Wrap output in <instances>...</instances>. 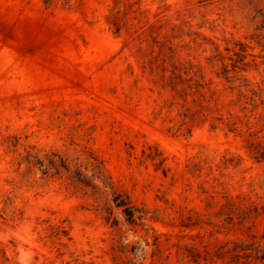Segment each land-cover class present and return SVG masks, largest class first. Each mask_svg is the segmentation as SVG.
<instances>
[{"label": "rangeland", "instance_id": "1", "mask_svg": "<svg viewBox=\"0 0 264 264\" xmlns=\"http://www.w3.org/2000/svg\"><path fill=\"white\" fill-rule=\"evenodd\" d=\"M222 62L264 98V0H0V264H263L231 255L264 252V215L238 218L262 212L264 162L246 127L204 121L208 90L209 120L250 115ZM173 63L207 87L175 98ZM117 194L144 219L125 221Z\"/></svg>", "mask_w": 264, "mask_h": 264}, {"label": "trees", "instance_id": "2", "mask_svg": "<svg viewBox=\"0 0 264 264\" xmlns=\"http://www.w3.org/2000/svg\"><path fill=\"white\" fill-rule=\"evenodd\" d=\"M117 30L116 32H118ZM175 49L171 50V53H174ZM243 61V60H240ZM194 68L193 65H188L187 67L179 64H172V69L170 70V74L165 77V83L163 85L164 88H169L171 92H173L175 98H180L183 101H186L188 96L190 95V91L192 90V80L197 77V72L192 71ZM165 71V68L163 69ZM244 71L242 67H238L236 63L228 66L224 62L221 63L220 70L216 72V77L223 81V90H229L231 93L236 91V99L230 101L229 104L237 105L241 111L246 112L248 107L250 115L244 114L242 117L240 115H236L230 110L226 111V116L219 114L218 116H213L211 120L208 119V113L213 111L210 106V101L213 98L214 92L208 90L210 93L209 100L206 99V95L204 93L201 94L202 98L206 100V104L202 106L204 121H208L211 129H223L226 132L235 133L237 135L241 134V127H246V134L248 136L246 140V146L249 155L252 159L257 162H264V114L255 113L259 106H264V98H262L259 93L256 92L251 87L248 79L241 74ZM200 79L203 78V74L201 70H198ZM195 85H199L202 89L206 88V84H199V81L194 80ZM248 93L250 95H248ZM256 97H259L260 103L257 104ZM254 119V125H261V128L254 129L253 125H251L250 119ZM263 131V134H261ZM79 183L82 180H77ZM113 203L116 208H122L123 215L125 217V221L129 224H136L137 221L144 219L145 213L143 210H139L133 204H131L130 200L127 196L123 194H117L113 197ZM262 212L259 209V206L251 202L247 208V210H242L239 213V224H242L246 219L255 220L260 215H264V206L261 207ZM228 217L229 220H232L231 215ZM105 220L110 224L111 227H116L118 225L117 219L114 218L111 212H106ZM230 223V222H228ZM67 231L64 227L58 226L55 233L51 234V237H56L60 240L62 237H66ZM256 242H246L245 240H241L240 242H236L232 249V258H244L249 259L252 258L255 261H260L264 264V252L260 254L259 246L255 245ZM229 251H221L218 254V259H223L225 253ZM231 252V251H230ZM195 261V260H194Z\"/></svg>", "mask_w": 264, "mask_h": 264}]
</instances>
